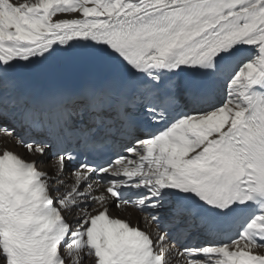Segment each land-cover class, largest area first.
Listing matches in <instances>:
<instances>
[{"label":"snow or ice","instance_id":"6c2138e0","mask_svg":"<svg viewBox=\"0 0 264 264\" xmlns=\"http://www.w3.org/2000/svg\"><path fill=\"white\" fill-rule=\"evenodd\" d=\"M0 264H264V0H0Z\"/></svg>","mask_w":264,"mask_h":264},{"label":"bare ground","instance_id":"6f19581e","mask_svg":"<svg viewBox=\"0 0 264 264\" xmlns=\"http://www.w3.org/2000/svg\"><path fill=\"white\" fill-rule=\"evenodd\" d=\"M129 211L131 212L133 222H135V220L137 219L138 213H136L132 210H129ZM121 215H127V213H121Z\"/></svg>","mask_w":264,"mask_h":264}]
</instances>
